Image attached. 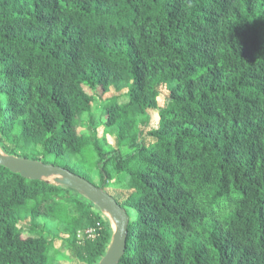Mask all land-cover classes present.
Here are the masks:
<instances>
[{"label":"trees","instance_id":"trees-1","mask_svg":"<svg viewBox=\"0 0 264 264\" xmlns=\"http://www.w3.org/2000/svg\"><path fill=\"white\" fill-rule=\"evenodd\" d=\"M0 148L96 177L119 264H264V0H0ZM113 233L0 166V264H99Z\"/></svg>","mask_w":264,"mask_h":264},{"label":"water","instance_id":"water-1","mask_svg":"<svg viewBox=\"0 0 264 264\" xmlns=\"http://www.w3.org/2000/svg\"><path fill=\"white\" fill-rule=\"evenodd\" d=\"M0 166L12 173L20 174L31 180L49 179L56 185L66 186L81 193L97 206L111 221L114 218L113 238L106 256L99 264H119L126 251L128 226L130 218L124 208L102 188L92 184L85 178L56 165L6 155L0 148ZM112 225V223H111Z\"/></svg>","mask_w":264,"mask_h":264},{"label":"rangeland","instance_id":"rangeland-1","mask_svg":"<svg viewBox=\"0 0 264 264\" xmlns=\"http://www.w3.org/2000/svg\"><path fill=\"white\" fill-rule=\"evenodd\" d=\"M113 94V91L109 94V95H107L105 98H107V97H110L111 95ZM163 94L165 95L166 94V92L165 91H163ZM125 99V98H124ZM98 105H100L99 104V102H98ZM84 129V128H83ZM83 129H81L82 131H83ZM85 131V130H84ZM87 132V131H86ZM109 141H114V136H109ZM130 151H128V153H129ZM127 152H125V154H126ZM94 180H95V182L97 183V185L96 186H98V180H97V178L95 177L94 178ZM95 185V184H94ZM110 189V188H109ZM105 215V214H104ZM106 216V215H105ZM50 227H52L54 230H55V232L57 233V234H59L60 232H61V230H62V227L61 228H58L55 224L54 225H52V226H50ZM79 232V231H78ZM78 232H77V236H78ZM78 239H79V237H78ZM79 240H81V239H79ZM72 257H71V254L70 253H68V252H65V254L64 255H61L60 257H59V264H79L77 261H75V260H72L71 259Z\"/></svg>","mask_w":264,"mask_h":264},{"label":"built area","instance_id":"built-area-1","mask_svg":"<svg viewBox=\"0 0 264 264\" xmlns=\"http://www.w3.org/2000/svg\"><path fill=\"white\" fill-rule=\"evenodd\" d=\"M96 233V229L95 228H89V229H86V230H79L78 232V237L79 239H82V238H85V237H88V238H91L95 235Z\"/></svg>","mask_w":264,"mask_h":264},{"label":"bare ground","instance_id":"bare-ground-1","mask_svg":"<svg viewBox=\"0 0 264 264\" xmlns=\"http://www.w3.org/2000/svg\"><path fill=\"white\" fill-rule=\"evenodd\" d=\"M110 218H111L112 226L115 229L116 228V222H115L114 218H112L111 216H110Z\"/></svg>","mask_w":264,"mask_h":264}]
</instances>
